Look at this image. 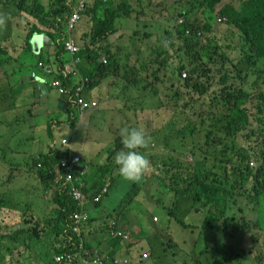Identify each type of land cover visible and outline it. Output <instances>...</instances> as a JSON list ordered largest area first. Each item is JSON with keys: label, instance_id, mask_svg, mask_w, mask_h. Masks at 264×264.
<instances>
[{"label": "trees", "instance_id": "1", "mask_svg": "<svg viewBox=\"0 0 264 264\" xmlns=\"http://www.w3.org/2000/svg\"><path fill=\"white\" fill-rule=\"evenodd\" d=\"M24 1L15 0L7 5H14L21 11H27L37 20L36 24L28 26L30 30L24 40L26 46L17 44L14 47L11 46L21 37L17 33L10 37L8 43L0 42V63L17 60L21 63L14 69L13 77L15 73H18L16 76L18 78H21V75L34 77L36 73L45 74L51 76L50 81L60 80L63 91L52 83L40 81L39 77L33 78L37 85H41L40 88H46L40 99L53 110L56 117L50 118L45 125V130L40 131L25 127L29 119L28 112L22 115H20L21 112L18 113L19 122L13 120V122L21 123L18 131L25 134L28 132L26 138L32 143H38L37 145H40L44 151L34 148L30 156L17 157V160L11 158L16 161L11 164L15 163L12 166L14 171H26L25 168L27 171L34 169L39 184H42L48 193L50 192L53 200L50 205L56 213L39 217L35 212H31L33 210L31 204L24 205L22 202L19 204L15 200L13 209L21 211L22 223L20 224L21 219H19L13 226L15 229L7 233L6 239L11 241L7 245V250L11 252L13 248L12 253L14 252V246L10 248L8 246L15 244L16 238L21 235L16 232L20 230L28 232L30 236L27 244L31 250V260L28 264H94L100 258H104L110 264H120L127 254L99 252L83 257L81 249L84 244L85 247H91L87 244V239L90 232H93L92 226L96 228L95 223L100 218L105 220L116 213V220H125L129 210H132L136 213V219H129L127 223H123L122 227L118 223L111 224L109 221L105 227L111 244L129 245L130 249L141 246L140 248L151 250L144 263L134 261L130 264H157L158 261H168L170 264H195L174 250L184 248L192 252L196 250L202 252V258L197 260L200 264H233V262L223 261L218 253L210 255L213 249L210 248L208 234L212 236V241L220 245L230 244L226 241L225 235L230 237L245 235L246 241L248 239L257 241L260 234L264 232L256 230L259 228L257 226L259 221L264 217V89L258 93L256 91L252 93L244 86L247 82L245 80L252 78V74L256 72L259 75L253 81L254 84H264V76H262L264 73V0H248L244 7L237 9L238 15L235 17L231 16V8L235 6L233 4L235 0H229L225 4L222 0H195L194 6L203 7V13L209 15L208 18L202 15L203 25L198 17H194L191 9L185 8L183 0H174L173 5L176 7L173 9L174 24L164 30L162 35H157L161 46L155 52H151L156 53V56L151 58V61L144 59L137 64L138 46L133 41L130 46L116 43L120 35L121 37L128 35L130 38L139 35L148 38L152 35L150 32L141 33L137 28L131 31L128 23H125L127 33H119L120 20H126L136 11L130 0H89L93 2V6L88 11V17L92 16V28L87 35L89 39L82 46H77L74 51L66 46L69 39L68 22L81 0H49L47 4L44 0H26L28 4ZM218 5H221L220 9H217ZM133 16L140 18L138 13H134ZM219 16L226 19L218 20ZM211 17L212 19H209ZM217 20L228 37L238 36L240 44L238 41L224 43V47L218 52L220 42L214 41L215 38L208 39L206 42L203 40L206 31H212L213 22ZM44 33L58 41L54 50L48 48L41 50L40 47L31 44L34 35ZM174 38L180 41L178 45L175 44ZM247 39H249L248 42L241 45ZM186 40L187 48L182 47ZM233 45L236 48H233ZM247 45H250L248 50L245 49ZM181 49L187 55H183ZM102 53L106 54L101 55ZM214 55L219 64L224 65L227 60L233 62V59H236L233 66L239 63L246 65L242 68L245 75L242 77L241 86L227 84L230 78L227 71L221 72L220 78L214 80L210 78L211 69L208 66L214 61ZM31 57H36L37 60L31 62ZM64 57L87 58L89 62L80 64L69 71L71 68L67 67L68 62L63 59ZM186 58H189V62L182 64ZM129 67L135 69L131 70L130 74L128 72L125 74L124 79L128 84L144 83L151 75L160 72L161 68L165 73L168 69L170 70L169 78H172V85L177 81L181 89L171 92L176 97V101L170 105L166 96L162 97L160 102L163 109H169L176 115L163 126H158L165 131L172 127L170 132L158 142L152 139L148 129L143 128L149 142L146 148L141 149V152L148 158L149 167L141 180L136 182L127 181L118 174L114 156L122 147L119 130L122 127L142 128L139 122L135 125L127 123L115 125L116 136H111L114 137V141L105 142L106 160L96 165L79 158L73 162L71 152L66 151V155L63 156L64 151L60 148L62 139L68 135L63 131L67 130L71 133L80 121L81 110L78 108V97L81 96L86 101H90L92 97L103 100L105 98L102 89L104 76H119ZM235 72H237L236 69ZM91 75L96 76V79L93 80ZM190 83L192 88L201 94L206 93L210 87L213 88V92L220 96L223 103L215 106L214 110L207 115L197 110L192 111L185 106L188 102L187 95L190 94L185 93L188 89L186 86ZM52 88L57 90L58 96L51 93ZM11 92V98L22 99L23 94H18V90ZM24 97H26L25 94ZM118 99H121L118 94L110 99L112 109L117 108ZM215 101H217L216 97L212 102ZM139 104L144 103L135 101L132 96L125 98V101L121 99V105L124 108L134 110ZM140 108L139 110L148 114L144 106ZM87 110L91 112L96 110L100 114L106 110V105L97 103L96 107ZM150 120L147 124L144 117L143 125H149ZM47 132L46 139L43 134ZM59 132L63 136L60 141ZM201 140H204L203 144H200ZM29 148L31 149V145ZM111 152H114L113 156ZM187 155L192 156L191 161H188ZM63 159L67 161L65 165L62 164ZM148 171H160L159 179L163 185L162 195H159L157 199V206L153 207L152 216L148 215L143 204L129 207L141 191L145 190ZM30 173L33 175L32 172L24 173L20 177L21 180L26 181L30 178ZM184 183L188 184L184 185ZM18 189L21 200L25 195L28 198L27 191L30 188L25 183L19 185ZM74 189L79 191L80 197H73ZM101 189H107V192L100 194ZM41 193L43 194L44 191ZM183 194L190 196L187 209L181 207L178 202ZM147 196L144 193V198L150 201L155 194L151 196V199ZM94 197H98L101 201L95 202ZM93 202L96 207H92ZM125 205L126 211L117 213ZM102 210L106 212V215L99 217ZM189 210H197L193 211L195 214L193 221L178 216L180 212ZM202 215H204L203 219ZM146 221L148 222L144 224ZM78 225H81L83 229L75 232L74 228ZM146 225L150 227V230L142 231L141 229V231L148 232L147 238L133 243L123 237V234L131 229L139 234L141 231L136 232L135 229ZM176 225L186 230L187 234L180 233ZM252 226L255 228L254 231H250ZM172 228L178 229L177 232ZM124 229L126 231L123 233ZM151 236L153 237L150 238ZM165 236L170 240L168 245H164ZM185 237L190 238V242ZM178 238H183V241L176 243ZM216 250L218 251V247ZM2 255L4 261L7 252L4 251ZM240 256H243L242 250L239 253ZM261 256L258 257V264H262L264 253ZM93 257L97 261H93ZM9 263H11L10 260Z\"/></svg>", "mask_w": 264, "mask_h": 264}, {"label": "rangeland", "instance_id": "2", "mask_svg": "<svg viewBox=\"0 0 264 264\" xmlns=\"http://www.w3.org/2000/svg\"><path fill=\"white\" fill-rule=\"evenodd\" d=\"M15 0H0V9L3 8V10H0V30L6 29L8 32L2 33L0 32V42L8 43L10 40L11 35L14 32H17L18 35L21 37L18 39L17 42H13L11 44L12 47L14 45H20V46H26L25 38L26 35L29 32V27L26 24V18L24 15L21 16H15L11 15L12 11H8V5L9 2H14ZM49 0H44V2L47 4ZM135 8V12L128 17L126 20H120L119 27L120 32L119 33H127L125 23H128L130 26V30L133 31V29L137 28L141 33L144 32H150L152 35L148 38L139 35L130 38L128 35H125L124 37H121V35L116 40L117 44L121 45H132V41L138 46L139 48V54H137L136 64L139 61H142L144 59H147L148 61H151V58H154L156 56L155 50L161 46V42L158 40L157 35L161 34L164 30L167 28H170L172 26L173 20L175 18V14L173 9L174 7L173 2L174 0H130ZM199 1H206V0H199ZM229 0H222V3H228ZM248 0H235L233 6L231 8V16L235 17L238 15L237 9H240L244 7L245 3ZM24 3L28 4V1H24ZM185 8L191 9L194 13V17H198L200 19L201 25H203L204 22H201L202 15H204L206 18H208L209 15H205L203 13L204 8L195 7L196 4L195 0H183ZM81 6V20L78 22L77 26L68 29L69 33V39L66 42V46H70L71 49L74 47H77L79 45H83L86 40L89 39L87 36L89 31L92 28V16L89 15L84 22L82 20V17L84 14H88L89 8L93 6L92 1H84ZM221 5H218L217 9H220ZM14 8V7H13ZM48 12L50 10L48 9ZM134 13H138L140 18H134ZM9 18V19H8ZM209 19H212L209 18ZM226 18L223 16H219L218 20H225ZM213 22L214 29L212 31H206V36H204L203 40L206 42L208 39L215 38L214 41L220 42L221 46L218 50V52L221 51V49L224 47V43L232 42L235 43L238 41V36L234 35V37L229 36L225 33L223 28L219 25V21ZM36 19L31 16V26L36 24ZM13 23H17L14 25ZM168 23V25H167ZM38 24H40L38 22ZM42 25V24H40ZM11 29V30H9ZM230 31H232L231 28H229ZM44 35L45 37L42 38V47L54 50L55 44L58 41H55L52 39V37L48 34H36L33 36L31 40V44L33 46L37 45L39 43L38 36ZM118 35V34H117ZM111 37V36H110ZM113 39V37H112ZM245 41L241 45H245L248 42ZM174 42L176 45L179 44L180 41H177L176 38H174ZM238 44H240V41H238ZM113 46V45H112ZM36 47V46H35ZM182 47L187 48V40L182 44ZM250 45H247L245 47L246 50H248ZM233 48H236V46L233 45ZM230 51H233L232 49L228 48ZM122 50V48H120ZM212 53V50L210 51ZM171 53H173V50H171ZM181 53L183 55H187L183 49H181ZM106 53H102L101 55H104ZM18 57V55H16ZM29 57V56H28ZM66 59L68 64L67 67L74 69L80 64H85L89 62V59L87 58H63ZM22 60V59H18ZM37 60L36 57H31V62H34ZM237 60L233 59V62H236ZM13 62V63H12ZM189 58H186L182 61V64L188 63ZM233 62L226 61V64H219L216 62V55H214V61L208 66L209 69H211L209 75L212 80L220 78L221 72L227 71L230 74V78L228 79L227 84L233 83L234 86H241L242 85V77L245 75V73L242 71V68L246 65L244 64H237L236 66H233ZM21 62H17V60L8 61L5 63H0V263L2 264H28L31 260V250L30 247H28L27 241L29 243V233L28 232H22L18 230L16 233L21 234L20 237L16 238L15 244H10L8 247L14 246V252L13 248L10 252L9 249L7 250V245L11 243V241H8L6 239L7 233L9 231L14 230L13 226L16 225V223L21 219L20 224L22 223V217H21V211L19 210H11L8 209L11 205V201L14 204V201L17 200L18 203L24 205H32L33 210L32 213L35 212V214L39 217H45L50 214L54 215L56 212H53V207L50 205V202L53 203L52 197L50 196V192L48 193L47 190H45L37 181L36 175L34 173V169L31 168V171H27V168H25L26 171H14L13 165L11 164L14 161L13 159L17 160V157H22L24 155H31V153L34 152V148L42 149L40 145H37L36 143H32L31 140H28L27 134L24 132L18 131V127H20L21 123H18V113L21 112L20 115H22L26 110H29L31 112V127L44 131L45 125L47 121L50 118H55L56 115L53 112L49 106L45 105L42 100L40 99V96L44 93V88H40V84H36L33 80L35 77H39L40 81L44 83H52V81L49 80L51 76L36 73L34 77H31V75L24 76L21 75V78L16 77L18 73L14 74V77L12 76V73L14 72V69L18 67V65ZM154 66V65H153ZM154 68H156L154 66ZM237 72H235V69ZM135 68H127L125 71L121 72L119 76L114 75H106L103 78L102 82V89L105 95V98L103 100H98L97 98H90L91 100L97 101L98 104L104 103L106 105V110L103 113L98 114V112L95 110L91 112V110H81L80 112V121L78 125L73 129V131L70 133V131L67 132V130L63 131L66 135L65 138H63L62 135H60L59 132V141L62 139V146L60 148L62 151H64V155H66V151L71 152V157H78L79 159L85 160L89 163H92L93 165H96L102 161L106 160V141L113 142L114 137L116 136V126L115 125H122V124H131L135 125L136 122H139L138 124L142 126V128L148 129L150 136L155 141H161V139L170 132V128H168L166 131L164 129H161L158 126H163L165 122L172 119L176 115L172 113L169 109H163L160 106V102L162 100V97L166 96L168 98V104L170 105L172 102L176 101V97L172 95L176 90H181L180 86H178V82L176 81L174 85H172V78L170 77V70L168 69L165 73L164 69L160 68V72L156 73L155 75H151L144 83L141 84H128L127 81L124 79L125 74H130L131 70H134ZM150 73V71L148 72ZM235 75L237 77H235ZM259 73L256 72L252 74V78L250 77L249 80H245L244 86H246L248 89H250L253 93V91H256L257 93L264 89V84H254V80L258 78ZM264 76V73L262 74ZM18 78V79H17ZM29 78V79H25ZM31 78V79H30ZM91 78L93 80L96 79V76L91 75ZM174 78V77H173ZM260 80V79H259ZM12 85V89H11ZM53 85V84H52ZM188 89H186L185 93H190L187 95L188 102L185 103V106H188L192 111H199L202 112L204 115L209 114L211 110H214V107L218 104H222L223 101L220 100V96H218L216 93H214V89L210 87V89L204 93L201 94L200 92L194 90L192 88V83L186 86ZM27 88L26 94H31L30 97L26 96L24 97L25 90ZM20 89V90H19ZM17 91L18 94H23L21 96V100H18V97L14 99V97L11 98V91ZM172 92V93H171ZM51 93L58 96V92L56 89L52 88ZM116 94H118V97L125 101V98H130L132 96V99L135 101L143 102V105H138L135 107L134 110L129 108H124L121 105V99H118V106L116 109H112V105L110 102V99L114 97ZM20 96V95H19ZM216 97L217 101L212 102L213 98ZM29 103V104H27ZM11 105V107H10ZM144 106L146 112L139 110L140 107ZM141 111V112H140ZM28 115V114H27ZM146 118L147 124L150 120V124L143 125L144 117ZM118 119V120H117ZM13 120L18 122H13ZM257 124V122H255ZM101 127V129H100ZM158 127V128H157ZM48 132L44 133V137L47 139ZM58 135V134H57ZM42 136V134L40 135ZM114 136V137H111ZM40 143H42V140H39ZM204 140L200 141V144H203ZM29 145H31V149L29 148ZM162 145H164L162 143ZM42 146V144H41ZM195 152H197L195 150ZM114 152H111V155L113 156ZM13 158V159H11ZM188 161L192 160V156L187 155ZM64 161V160H63ZM32 172L33 175L30 173V178H28L26 181L21 180V176L24 173ZM159 173L160 171H148V182L146 185L145 190L141 191V193L135 198L133 202L129 204V207H135L139 204H143L145 206L146 210L148 211V215L152 216V211L154 210L153 207L157 206V199L159 195H162V188L163 185L160 182L159 179ZM163 175V174H162ZM161 175V177H162ZM34 176V177H33ZM141 180V179H140ZM139 180V181H140ZM25 183L30 190L27 191L28 198L24 197L23 200H21L19 196L20 190L18 189V186ZM188 183H184L186 185ZM183 185V187H185ZM41 191H44L42 194ZM107 192V189H101L100 194ZM26 193V194H27ZM144 193L147 194L148 198L151 199V196L155 194V197H152V200L148 201L144 198ZM76 198V196H73ZM189 194H183L179 197L178 202L180 203L181 207H184L187 209L190 204V198ZM13 198V200H11ZM93 200L95 202L101 201V199L94 197ZM92 203V207H96L94 203ZM106 207V206H104ZM126 205L118 210L117 213H123L126 211ZM17 209V208H16ZM52 209V210H51ZM40 211H43L40 213ZM193 211L197 210H189L188 212H180L178 216L184 217V219H187L188 221H193ZM53 212V213H52ZM116 214V213H115ZM115 214H112L110 218H107L105 220H102L100 218L99 221L95 223L96 228L92 226L93 232H90L87 244L91 247H82L81 249V255L83 257L95 255L99 252L102 253H115V254H129L132 252V254L127 255L123 261L120 264H130L136 261L137 263H144L146 261V257L148 254L151 253V250L140 248L141 246H135L134 248L129 247V245L120 246V245H113L110 243L107 232L105 230V227L107 226V223L110 221L111 224H116L120 227H122L129 219L134 220L136 219L135 215L136 213L132 210H129V215L127 216V219L125 220H116ZM155 214V213H154ZM157 214V213H156ZM106 215V212L102 210L101 216L103 217ZM158 215V214H157ZM159 216V215H158ZM138 217V216H137ZM170 217V215H169ZM202 219L204 218V215L201 216ZM148 221H146L144 224H146ZM264 217L261 218L259 221V225H257L259 228L256 230H263L264 231ZM135 224L132 226L134 228ZM176 227H179L180 233L187 234V231L184 230L182 227L176 225ZM83 229L81 225H78L74 228V231L77 232L78 230ZM145 230H150V227L148 225L139 227L138 229H135L136 232H140ZM178 229L172 228V230L176 231ZM255 228L252 226L250 228V231H254ZM126 229L122 230L124 233ZM140 232L139 234L134 232V229H131L129 232H126L123 234V237L127 239L128 242H137L139 239H144L148 237V232L143 233ZM5 234V236H3ZM17 237V235H16ZM151 236L150 238H152ZM196 237V235H194ZM209 237V245L210 248L213 249V251L210 253L216 254L218 253L220 258L225 262H233V264H258V257L261 256L264 253V232L260 234L259 240L255 241L252 239H248V241L245 240V235H238L234 237H230L228 235H225V239L230 244H217L216 242L212 241V236L208 234ZM188 242H190V238L185 237ZM164 245H168L170 243V240L167 236H165ZM183 241V238H178L176 240V243H181ZM186 243V242H183ZM216 247H218V251L216 250ZM177 250L180 254H182L184 257H186L188 260L193 261L195 264H200L197 260L202 258V252L200 253L199 250H196L195 252H192L188 248L184 249H174ZM243 253V256L239 257V253ZM7 252V257L4 261H2L3 258V252ZM262 257V256H261ZM248 258V259H247ZM9 260L11 263H9ZM94 264H110L108 261H105L104 258H100L97 262ZM157 264H170L168 261L160 262L158 261ZM262 264H264V258L262 260Z\"/></svg>", "mask_w": 264, "mask_h": 264}, {"label": "clouds", "instance_id": "3", "mask_svg": "<svg viewBox=\"0 0 264 264\" xmlns=\"http://www.w3.org/2000/svg\"><path fill=\"white\" fill-rule=\"evenodd\" d=\"M0 10H3V8ZM9 11L12 12L9 13ZM7 12L15 16L24 15L26 18V24L28 23L29 25H27L31 26V14L27 11H21L14 5H8ZM13 24L16 25L17 23ZM0 32L6 33L8 30L2 29ZM16 33L17 32H14L12 35H15ZM119 134L122 147L114 156L116 171L127 181H139L149 167L148 158L143 152H141V149L147 147L149 138L146 136L144 129L141 127H122L119 130ZM11 200H13V198H11ZM8 209L14 210L12 201Z\"/></svg>", "mask_w": 264, "mask_h": 264}, {"label": "built area", "instance_id": "4", "mask_svg": "<svg viewBox=\"0 0 264 264\" xmlns=\"http://www.w3.org/2000/svg\"><path fill=\"white\" fill-rule=\"evenodd\" d=\"M84 1L88 2L89 0H81L80 3H79V5H82V3H83ZM81 9H82L81 6H78V7L76 8V10L74 11V13L71 15V17H70V19H69V22H68V27H69V29L74 28L75 25H76V23L81 19V13H80ZM67 48H68L69 50H71V51H74L77 47H74L73 49H71V47L68 45ZM71 70H73V69H69V71H71ZM52 84H53V86H58L60 91H63V88H62V82H61L60 80L55 79V80H53ZM77 101H78V108H79V110H87V109H91V108H94V107L97 106V101H95V100L86 101V100L83 99V97H81V96L78 97V100H77ZM63 160H64V161L62 162V164L65 165L67 161H66V159H63ZM77 160H79L78 157H74V158H72V161H73V162H74V161H77ZM69 177H70V175L68 176V178H69ZM74 194H75V196H76L77 198L80 197V193H79V191H77V190H75V189H74ZM97 198H98V197H97ZM82 247H83V246H82ZM92 260H93V261H97V260L95 259V257H93Z\"/></svg>", "mask_w": 264, "mask_h": 264}, {"label": "crops", "instance_id": "5", "mask_svg": "<svg viewBox=\"0 0 264 264\" xmlns=\"http://www.w3.org/2000/svg\"><path fill=\"white\" fill-rule=\"evenodd\" d=\"M88 17V14H84L83 15V17H82V20H83V22H84V20L86 19ZM43 37H45L44 35H41V36H38V41H39V43H37V45H35L36 47H40L41 48V50H43L45 47H42V43H41V41H42V38ZM40 53V52H39ZM26 91H27V88H26V90H25V96H28V97H30V99H31V94H29V95H27L26 94ZM27 98V97H26ZM27 104H29V103H27ZM26 112H28V117H29V119L27 120V123L25 124V127L26 128H30L31 129V113H29V112H31V111H29V110H26ZM1 152V151H0ZM117 255H119V254H117ZM120 255H122V254H120ZM127 255H129V254H127Z\"/></svg>", "mask_w": 264, "mask_h": 264}]
</instances>
